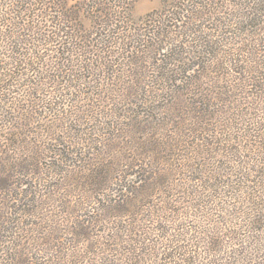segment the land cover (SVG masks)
Here are the masks:
<instances>
[{
  "label": "trees",
  "instance_id": "obj_1",
  "mask_svg": "<svg viewBox=\"0 0 264 264\" xmlns=\"http://www.w3.org/2000/svg\"><path fill=\"white\" fill-rule=\"evenodd\" d=\"M138 1L0 0V175L12 178L1 168L11 165L14 149L24 147L50 151L69 168L51 166L49 178L62 190L79 181L87 199L83 204L96 215L83 220L64 212L76 219L70 235L77 239L71 244L92 238L99 243L96 260L89 264H264V0H159L158 9L137 18ZM112 58L123 62L140 100L129 101L131 111L121 115L110 109L115 119L110 128L118 132L116 121L127 120L126 132L135 136L149 130L152 134L146 135L156 137L136 140L131 159L123 158L129 161L124 167L135 170L127 176L140 184L127 180L114 201L107 196L114 190L104 185L113 172L102 163L89 164L82 147L72 150L70 127H60L69 145L65 153L39 142L44 134L41 138L57 147L55 128L69 121L80 126L93 114L105 129L107 113L98 99L116 91L109 84L87 83L85 74L108 68ZM148 74L155 87L148 85ZM139 78L143 81L135 82ZM111 104L115 107L116 99ZM136 107L145 108V120L137 124L130 115ZM99 144L107 147L104 138ZM76 145L84 143L80 139ZM68 156L74 157L71 165ZM16 167L15 177L28 181L19 183L15 195L9 194L12 185L0 182V198L21 203L23 209L14 214L31 217L25 208L36 204L32 198L42 201L43 193L56 192V185L49 179L37 185L34 171L22 173L23 163ZM99 218L109 220L104 228L127 219L131 225L104 229L106 237L97 239L93 229L101 224ZM8 224L4 233L17 238L18 227ZM50 233L54 244L48 251L64 255L58 231ZM5 240L2 236L0 252L7 258L5 252L15 246L5 247ZM22 255L13 249L10 254Z\"/></svg>",
  "mask_w": 264,
  "mask_h": 264
},
{
  "label": "rangeland",
  "instance_id": "obj_2",
  "mask_svg": "<svg viewBox=\"0 0 264 264\" xmlns=\"http://www.w3.org/2000/svg\"><path fill=\"white\" fill-rule=\"evenodd\" d=\"M72 1H79V0H72ZM158 8H159V0H139L134 7V15L137 18H141L145 16V14H149L151 11H154ZM172 30H173L172 28L169 29V31H172ZM130 47L131 46L128 45L127 50L129 52H132ZM118 51L121 52L122 50L118 49ZM107 62L109 65L108 68H105V69L102 68L100 70L96 69L95 71H89V72H86L85 74L87 83L93 82L94 86H97V87L103 86V88L104 86L106 87L107 84H109V85H112L111 87L114 88V90L116 91V93L110 91L111 95H105L103 100L98 99L99 108L101 106L104 107L103 110H106V113H107L106 115L107 119L103 120L105 121V123L108 124L107 126L104 125L105 129L102 130V128H100V125L97 126L98 123L102 121V118H98L97 116H94L93 114V116L88 115V117L82 118L83 121L80 123V126H79V123L75 121H71V123H69L70 122L69 121L67 124H62V126L60 125L59 127L55 128L56 130L53 131V133H56L54 138L57 140V142L55 143L57 147H53L52 143L44 141L41 138L45 136L44 134L39 135L40 136L39 142L41 143V145L44 144L50 150H58V151H63V153H65V151L67 152V150L69 149V145L67 143V140H65V138L61 136V133L63 131L60 129V127L61 128L63 126L68 127V128L70 127V129L72 130L69 131V139H70L69 142L73 143L72 150L74 151L82 147L81 150L83 151L82 153H84L83 158L86 159L87 162L89 161L88 162L89 164L90 163L92 164L102 163L106 167L109 166L108 169H110L113 172L114 175L110 177L109 183L107 184V182H105L104 185H107V186L109 185L110 189L114 190V193L111 191L107 193L108 194L107 196H109V198H111V200L114 201L115 198L118 197V196H115V194L116 195L119 194L118 192L121 191V186H124L127 180L132 181V185H134L135 187H137L140 184L139 179L137 177L127 176V173H126L127 171L129 174L132 175V171H135V170L126 169L128 167H124V166L129 161L127 163L123 161L124 159H127V158L131 159V155L133 154L132 152H133L134 142L139 139L141 143H146V142H149V140L151 139H155L156 137H153V136L150 137L146 135L148 133L152 134L151 131L149 130L146 132L145 135L140 134V135H135V136L131 134L129 129H127L128 132H126L125 128H128L130 125V122L127 120H123L122 122L116 121L119 125L118 132H116L115 128L114 129L110 128L111 124L115 121V119L110 117L111 111L109 110L113 109L115 112L119 113L120 115L121 113L124 114L123 111L125 110L131 111L130 109L131 105H128L129 101H132V100L134 102L136 100L139 101L140 94L138 95L139 91L137 89V84L133 83V79H131L128 75L125 74L126 70H125V67L122 65L123 62L121 60H119L118 58H112V60L107 61ZM115 73H117L118 75L116 79L114 76ZM148 76H149V80H147L149 82L148 85L151 84V87L153 86L155 87V85H153L154 79L150 78L149 74ZM140 78L137 81L135 80V82L141 83L143 80H140ZM91 86L92 84H90L89 86L88 85L86 86V89L88 92L92 90L91 88H89ZM124 88H126L125 91H124ZM98 92L99 90H97V93ZM115 94H118V96ZM133 95L137 97L135 98L133 97ZM128 96H132L133 98L128 97ZM119 97H121L123 102H119V99H120ZM113 99H116V105L115 107L112 108L111 103H113ZM119 103H122V104L118 105ZM139 103L140 102H138V105H140ZM134 111L135 112H132V114H130L133 116V121H134L133 123L137 124L141 122L142 120H145L144 115L142 114V112L145 111L144 107L142 108L136 107L134 108ZM155 115H157V113H155ZM44 119H46V121H50L46 117ZM93 119L95 123H93ZM154 127H155V122L153 126H150L149 128L150 130H154ZM98 131L100 132L98 133ZM27 132L28 131H25V134H27L28 136ZM103 133H105L106 136L103 137L102 135ZM103 138L105 139V144H107V147H103V145L99 144V142L103 140ZM80 139L84 143V146L76 145L77 143L80 142ZM25 140H27L26 137L23 138L22 141H25ZM90 144L96 145V146L93 149H89L88 146ZM110 146L115 147V150H113ZM14 150L15 152L14 154L12 153L13 156L11 159L13 161L11 165L3 166L1 168V171H3L4 173L9 172V175H11L12 178L7 180L5 177L0 175L1 176L0 182L2 183L3 187H6V185H12L10 187L11 192H9V194L15 195L16 193H19L21 190V186H19V183L22 180L24 181L27 180V179L25 180L23 178L15 177L16 172L19 171V169L16 166L20 165L21 163L24 164V167L21 168L22 173H24V170L26 172H32V171L35 172V175L32 176L33 178L32 180L34 183H36L37 185L39 183L40 185L42 184L41 182L43 179H47V180L49 179L51 181L50 182L51 185H56L55 186L56 192H53V190H51L48 196L45 195V193H43L44 198H42V201L36 200V198H32L35 200L36 204L32 203L30 207L25 208L26 211L27 210L29 211V214L31 215V217H22V218L14 214L18 212L20 208L23 209L21 206L22 205L21 203H18V202L12 203L10 201L6 203L7 201L5 199L3 200L0 198V222H1L0 241L2 240V236H6L5 241H8L10 244L8 243L5 247H7L8 245L15 246L13 248L7 249V251H9V252H5L7 253V258L4 257L5 254L0 252V264H6L7 263L6 259L8 260L9 258H12L15 261V262H12V264H29V263L58 264V262L63 263V264H75V262L78 259L79 260L81 259L83 261L86 260L85 262H88V263H85V264H89V261L96 260V258L93 257V254L97 255V248L99 246L97 244L99 243L95 241L96 240L95 238L94 239L92 238V240H90V242L88 243L71 244L73 243L71 242V239H73V236L71 237L70 235V227H71V224L74 221H76V219L74 218V216L69 217V215L64 214L65 211H66V214L69 212L75 213L74 215L84 216L83 220H91V218L89 217L96 216V215H92L91 212H88V210H86L85 205L83 204V203H86L87 199H86V196H82V192L79 191V189L82 188V187L79 188V185H81L80 182L78 181V183H76L71 180L70 184L76 183L78 184V186H75V187L66 186L64 187L65 189L63 188L64 190H62L59 187V182H55L53 178L52 179L49 178V175L51 176V173H52L49 167L51 166L57 167L55 168L57 169V171H62V170L67 171V169L69 170V168H66L63 165H61L57 161L58 159L55 158V155H53L50 151H46L45 149L39 150V149H29L27 147H24L22 149L20 148L18 150L16 149ZM134 158L136 157L134 156ZM134 158L132 159V162H131L133 164L135 163ZM67 160L70 162L69 165L74 163V157L68 156ZM30 163L35 167L29 168ZM75 165L77 166V164ZM85 165H87V163ZM85 165L83 166L85 167ZM119 171L122 172L121 173L122 177H119V174H118ZM63 176L65 177V180L67 181L68 173L65 172ZM34 177H37V178L34 179ZM114 177H118V179L121 180L122 183H117V181L113 180L115 179ZM98 179L102 181V178H96L97 181H99ZM64 185L65 184L63 183V186ZM33 186H35V184ZM59 188L61 190H59ZM32 190L33 189H31V191ZM28 199L30 201H33L30 197H28ZM56 201H59L61 203V208H62L61 210L58 209L57 206H59L60 204H58L59 202H56ZM63 202L65 206L71 208L72 210H63V206H62ZM8 208H11V209H8ZM39 208H42V209L39 210ZM44 208L47 210L49 209V210L45 211L43 210ZM9 213H12V215H10ZM1 215H3V220L1 219ZM16 219L18 221L16 222L17 224L15 223ZM97 221L101 222V224L95 225V229H93L94 231L93 237L97 236V239L100 237L105 238L107 233L104 234L103 232H106L105 230H107L109 227H113L115 230L119 231L122 228V226H126L127 224L131 225V223L127 219L125 222L122 221L123 222L122 224L118 223V221H115L117 222L116 225H112V226H108L104 228V226L107 223L108 225H110L109 220L107 221V223L105 222L103 223L102 218L97 219ZM11 222L16 227H18L19 230L17 229V231L20 232L19 234H17V238L15 239L11 238L12 235H8L4 233L5 229H9V227H11L8 224ZM27 223L32 224L31 225L32 227L29 228L28 226H25L27 225ZM53 229L57 230L59 233L56 236V239L60 240L58 242L59 245L62 248L66 249V252H64V255L62 256H58L56 253L48 251L49 246L51 244H54V242L52 243V240L54 239V233H50V231ZM76 230H79V228H76ZM15 236L16 235H14V237ZM102 238L100 239V241L102 240ZM76 239L77 238L73 239L72 241H75ZM107 243L108 242L103 243V245L105 246ZM95 245H97L96 250H94ZM12 249L13 251L16 250L17 254H18V251H21L22 253L24 252L25 255H22V258L21 257L15 258L13 256H10V254H12ZM0 251H1V248H0Z\"/></svg>",
  "mask_w": 264,
  "mask_h": 264
}]
</instances>
